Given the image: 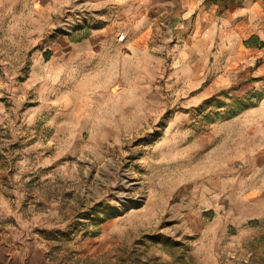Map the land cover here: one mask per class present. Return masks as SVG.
<instances>
[{
	"label": "rangeland",
	"instance_id": "rangeland-1",
	"mask_svg": "<svg viewBox=\"0 0 264 264\" xmlns=\"http://www.w3.org/2000/svg\"><path fill=\"white\" fill-rule=\"evenodd\" d=\"M46 1L0 0V264H264V84L159 0Z\"/></svg>",
	"mask_w": 264,
	"mask_h": 264
},
{
	"label": "crops",
	"instance_id": "crops-1",
	"mask_svg": "<svg viewBox=\"0 0 264 264\" xmlns=\"http://www.w3.org/2000/svg\"><path fill=\"white\" fill-rule=\"evenodd\" d=\"M53 1L47 0L43 4L44 12L50 11ZM94 2L97 7V3L107 6L144 5L149 0ZM159 3L171 6L164 13L165 18L172 21L174 32L189 37L190 51L192 46L200 43L214 46L218 38L227 54V71L235 70L239 78L246 77L245 86L249 81L264 84V0H159ZM35 5L37 3H34L37 7ZM197 51L201 49L197 48ZM242 72H245L243 76Z\"/></svg>",
	"mask_w": 264,
	"mask_h": 264
},
{
	"label": "built area",
	"instance_id": "built-area-1",
	"mask_svg": "<svg viewBox=\"0 0 264 264\" xmlns=\"http://www.w3.org/2000/svg\"><path fill=\"white\" fill-rule=\"evenodd\" d=\"M119 40L120 41H124L125 40V35L124 34L120 35Z\"/></svg>",
	"mask_w": 264,
	"mask_h": 264
},
{
	"label": "trees",
	"instance_id": "trees-1",
	"mask_svg": "<svg viewBox=\"0 0 264 264\" xmlns=\"http://www.w3.org/2000/svg\"><path fill=\"white\" fill-rule=\"evenodd\" d=\"M213 1L219 2V1H221V0H213Z\"/></svg>",
	"mask_w": 264,
	"mask_h": 264
}]
</instances>
